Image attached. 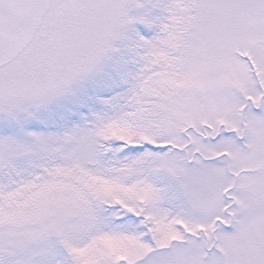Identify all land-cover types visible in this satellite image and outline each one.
Listing matches in <instances>:
<instances>
[{"label":"snow or ice","instance_id":"1","mask_svg":"<svg viewBox=\"0 0 264 264\" xmlns=\"http://www.w3.org/2000/svg\"><path fill=\"white\" fill-rule=\"evenodd\" d=\"M0 264H264V0H0Z\"/></svg>","mask_w":264,"mask_h":264}]
</instances>
